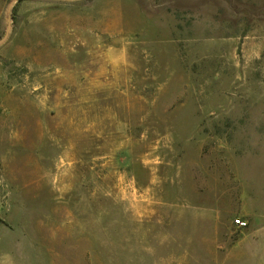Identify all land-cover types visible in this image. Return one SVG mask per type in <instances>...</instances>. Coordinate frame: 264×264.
I'll use <instances>...</instances> for the list:
<instances>
[{
    "label": "rangeland",
    "instance_id": "rangeland-1",
    "mask_svg": "<svg viewBox=\"0 0 264 264\" xmlns=\"http://www.w3.org/2000/svg\"><path fill=\"white\" fill-rule=\"evenodd\" d=\"M249 188L264 0H0V264H250Z\"/></svg>",
    "mask_w": 264,
    "mask_h": 264
},
{
    "label": "crops",
    "instance_id": "crops-1",
    "mask_svg": "<svg viewBox=\"0 0 264 264\" xmlns=\"http://www.w3.org/2000/svg\"><path fill=\"white\" fill-rule=\"evenodd\" d=\"M245 204V217L247 218L248 227L238 239L232 234L231 225L226 222L223 223L225 231L220 230L217 232V223L214 227L212 239V253L215 258L222 253H227L226 256L233 257L236 251L242 246L243 243L247 245V259L250 264H264V190L252 191L250 188L247 190ZM207 223L206 221H203ZM234 228L239 229L234 226ZM228 229V230H227ZM220 233V234H219ZM245 235V237H244ZM260 235V236H259ZM208 250V249H207ZM251 259L253 262H251Z\"/></svg>",
    "mask_w": 264,
    "mask_h": 264
},
{
    "label": "built area",
    "instance_id": "built-area-1",
    "mask_svg": "<svg viewBox=\"0 0 264 264\" xmlns=\"http://www.w3.org/2000/svg\"><path fill=\"white\" fill-rule=\"evenodd\" d=\"M233 224H234V226L238 227L241 230H244L248 227L247 221L240 219V218L234 220Z\"/></svg>",
    "mask_w": 264,
    "mask_h": 264
},
{
    "label": "water",
    "instance_id": "water-1",
    "mask_svg": "<svg viewBox=\"0 0 264 264\" xmlns=\"http://www.w3.org/2000/svg\"><path fill=\"white\" fill-rule=\"evenodd\" d=\"M17 1H19V0H16V2ZM15 3V2H14ZM14 3L11 5V8H13V6H14ZM10 31H11V25L8 27V32H7V35H6V37H8L9 36V33H10Z\"/></svg>",
    "mask_w": 264,
    "mask_h": 264
}]
</instances>
